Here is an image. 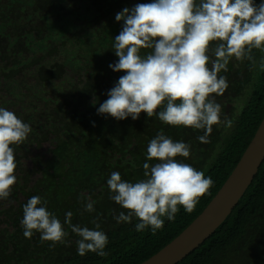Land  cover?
Instances as JSON below:
<instances>
[{
	"label": "trees",
	"instance_id": "obj_1",
	"mask_svg": "<svg viewBox=\"0 0 264 264\" xmlns=\"http://www.w3.org/2000/svg\"><path fill=\"white\" fill-rule=\"evenodd\" d=\"M150 2L0 0V107L32 128L24 144L14 146L16 184L9 198L0 200V264H141L204 211L253 139L264 118V53L258 50L252 53L255 64L233 59L220 73L229 86L223 96H213L221 120L231 119L233 126L214 125L210 143L198 141L202 131L165 125L145 113L136 121L97 114L124 75L109 68L118 61L113 44L122 30L115 15ZM161 131L189 144L190 157L177 159L214 184L191 214L178 206L175 220L163 218V229L153 235L150 229L137 232L135 217L121 223L113 218L126 210L109 198L107 180L116 171L127 182L144 179L143 164L156 163L146 159L148 143ZM32 196L46 201L64 225V243L52 246L39 233L24 237L23 207ZM89 197L91 213L84 211ZM69 211L73 225L100 224L108 237L106 256L78 255L80 237L65 223ZM179 264H264V162L228 219Z\"/></svg>",
	"mask_w": 264,
	"mask_h": 264
},
{
	"label": "clouds",
	"instance_id": "obj_2",
	"mask_svg": "<svg viewBox=\"0 0 264 264\" xmlns=\"http://www.w3.org/2000/svg\"><path fill=\"white\" fill-rule=\"evenodd\" d=\"M115 20L122 22V30L113 44L118 61L109 68L124 75L108 91L98 115L136 121L145 113L165 125L202 131L197 137L202 144L210 143L214 125L233 126L231 119L221 120L213 94L223 96L227 90V77L220 73L228 71L230 61L255 64L253 50L264 53V0H152L125 7ZM31 131L14 112L0 107V200H7L16 184L14 146L24 144ZM190 154L189 144L159 132L147 146V161L156 163L143 164L144 179L127 182L118 171L108 178L109 198L126 210L113 218L121 223L135 217L137 232L150 229L155 235L164 227L163 218L175 220L178 206L191 214L200 198L211 194L214 181L177 159ZM46 203L32 196L24 205L23 235L31 239L39 233L42 242L62 244L68 233ZM84 211H95L91 197ZM71 217L67 212L65 223L80 237L78 255L106 256L108 237L100 224L93 220L95 229H89L73 225Z\"/></svg>",
	"mask_w": 264,
	"mask_h": 264
},
{
	"label": "water",
	"instance_id": "obj_3",
	"mask_svg": "<svg viewBox=\"0 0 264 264\" xmlns=\"http://www.w3.org/2000/svg\"><path fill=\"white\" fill-rule=\"evenodd\" d=\"M264 162V118L240 161L204 211L173 241L141 264H179L232 214Z\"/></svg>",
	"mask_w": 264,
	"mask_h": 264
}]
</instances>
